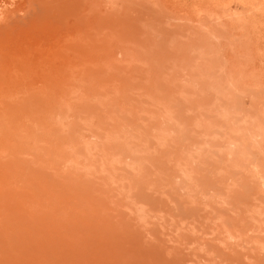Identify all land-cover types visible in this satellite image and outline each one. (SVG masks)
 Segmentation results:
<instances>
[{"label":"rangeland","instance_id":"374dc122","mask_svg":"<svg viewBox=\"0 0 264 264\" xmlns=\"http://www.w3.org/2000/svg\"><path fill=\"white\" fill-rule=\"evenodd\" d=\"M0 264H264V0H0Z\"/></svg>","mask_w":264,"mask_h":264},{"label":"clouds","instance_id":"9594fccd","mask_svg":"<svg viewBox=\"0 0 264 264\" xmlns=\"http://www.w3.org/2000/svg\"><path fill=\"white\" fill-rule=\"evenodd\" d=\"M213 39H214V40H216V38H215V37H213ZM216 42H217V43H219V40H216Z\"/></svg>","mask_w":264,"mask_h":264},{"label":"bare ground","instance_id":"6f19581e","mask_svg":"<svg viewBox=\"0 0 264 264\" xmlns=\"http://www.w3.org/2000/svg\"><path fill=\"white\" fill-rule=\"evenodd\" d=\"M23 67H24V65H23ZM3 69V68H2ZM3 79H4V77H3Z\"/></svg>","mask_w":264,"mask_h":264}]
</instances>
